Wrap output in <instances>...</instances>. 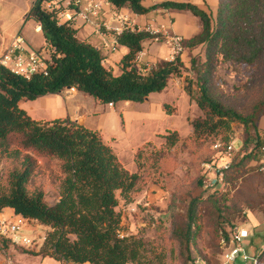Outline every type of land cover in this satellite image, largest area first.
<instances>
[{
  "label": "trees",
  "instance_id": "obj_1",
  "mask_svg": "<svg viewBox=\"0 0 264 264\" xmlns=\"http://www.w3.org/2000/svg\"><path fill=\"white\" fill-rule=\"evenodd\" d=\"M46 1L49 0H35L24 20L41 28L50 51V59L46 60L48 74L26 78L0 65V164L6 160L14 165L6 175L0 169V213L9 208L16 216L49 229L39 253L25 251L31 255L74 264H154L146 258L141 239L121 235L117 194L129 201L140 179L138 172H129L121 164L99 132L67 118L36 121L20 108V103L59 95L68 88L103 105L143 103L150 94L163 92L171 77L180 74L181 55L151 70L138 71L135 58L154 36L145 30L127 28L118 42L128 53L120 62V74L114 75L103 65L102 53L89 42L79 40L70 23H59L55 13L44 6ZM107 1L137 15L166 8L187 11L199 18L201 32L184 41V52L203 48L205 55L204 60L191 59L195 82L184 88L202 111V116L191 122V138L195 142L212 140L211 155L205 161L210 163L217 156L214 144L219 141L226 146L230 141L231 124L244 126V140L225 172L227 183L248 174V164L253 160L264 162V138L258 130L264 116V75L256 103L244 111L226 106L212 84L221 64L236 68L264 65V0H218L216 20L191 3L167 1L146 8L145 0ZM163 138L171 148L179 135L173 132ZM40 158L60 164V197L52 206L45 201L43 187H30L40 168ZM201 182L202 178L198 181L202 188ZM201 204L198 197L191 199L185 221L173 232L187 262L198 233ZM245 218L250 220L249 214ZM230 222L220 223V240L227 243L233 227L239 226L224 228ZM1 244L4 249L14 245L9 239H2ZM256 255L262 261L263 252Z\"/></svg>",
  "mask_w": 264,
  "mask_h": 264
},
{
  "label": "rangeland",
  "instance_id": "obj_2",
  "mask_svg": "<svg viewBox=\"0 0 264 264\" xmlns=\"http://www.w3.org/2000/svg\"><path fill=\"white\" fill-rule=\"evenodd\" d=\"M34 1L0 0V35L10 37L20 30L35 48L34 52L49 60L50 53L45 48L43 37L34 32L32 21L24 20L26 10L30 9ZM6 49L0 51V57ZM109 57L114 63L113 74L119 75L121 52L110 54ZM192 58L204 60L203 48L187 52L180 74L171 77L163 92L152 93L149 102H120L115 105L113 113L111 108L82 94L90 102L77 100V110L86 112L89 118L87 126L100 130L102 140L109 144L121 164L129 172H138L140 176L129 201L122 200L117 194V211L121 220V235L141 239L148 260L154 264H224L225 249L219 230L222 221L230 220L224 228L239 225L246 229L250 234L245 245L247 253L253 256L263 252L264 264V162H250L248 166L251 171L238 181L227 183L224 176L223 184L213 192L203 191L198 186L203 175V165L211 155L212 140L195 142L191 138V122L202 116L200 108L184 91L188 83L195 82L190 66ZM263 75L264 65L236 68L221 64L212 84L226 106L244 111L256 103L262 89ZM193 89L196 86L193 85ZM30 106L34 110H30ZM74 107V103L69 105L73 114L76 111ZM20 108L33 119L50 116L46 115L48 112L42 101L38 102L37 99L21 102ZM94 108L100 110L99 116L94 113L90 115ZM258 130L264 138V116L259 120ZM173 132L178 133L179 140L174 147L169 148L163 137ZM230 139L236 140L239 150L244 140L242 124H231ZM137 152L139 154L135 158ZM38 164L40 168L30 187H43L45 201L52 206L60 197V164L57 160L42 158L38 159ZM13 166L11 161L3 160L0 164L2 174L6 175ZM195 197L202 204L196 227L198 233L191 244L187 262L173 232L176 226L185 221L188 204ZM246 214H249L250 220L245 218ZM28 227L38 228L32 229L35 234L39 233L35 236V243L46 237L49 230L38 222H29ZM35 247L33 245L28 250L33 252ZM14 250L27 255L26 264H57L54 260L42 263V256L31 255L16 245Z\"/></svg>",
  "mask_w": 264,
  "mask_h": 264
},
{
  "label": "crops",
  "instance_id": "obj_3",
  "mask_svg": "<svg viewBox=\"0 0 264 264\" xmlns=\"http://www.w3.org/2000/svg\"><path fill=\"white\" fill-rule=\"evenodd\" d=\"M178 2V3H191L193 5H196L199 9L207 12L208 14H211L216 20V12L218 9V0H145L143 2V5L146 8H152L155 5H159L163 2ZM47 3L44 5H52L54 9H57L59 7H65L66 4L62 0H49L46 1ZM93 2H99L101 4V10L99 12V17L95 19V23L100 24L101 27L98 28L92 24H85L81 20H77L76 23L72 24V27L77 30V38L81 41H87L91 45H93L95 48H97L103 55L104 61L103 65L107 69H113V61L110 59L109 55L121 52V57L123 58L127 53L128 49L124 46H121L118 44L115 46V50L112 51L111 47L114 45V42L116 41V36L114 34V30L118 29L119 27L123 29L131 28L135 29L138 28L140 30H147V29H159L161 28L163 32L166 35H180L183 37L184 41H187L197 34L201 32V23L199 18L191 14L187 11H179L174 9H166V8H156L154 10H151L145 15H137L134 14L130 9L128 8H122L117 9L114 6H112L107 0H80V10H83L86 8L89 4ZM29 10H26L28 13ZM25 18V17H24ZM33 22V21H32ZM34 24V32L40 36H42L41 28L33 22ZM108 26L111 28V31H108L104 28V26ZM88 28V29H87ZM38 29V30H37ZM88 30V31H87ZM16 37H21L26 46L28 52H34L35 48L32 46V44L26 39V37L23 35V33L18 30L14 34H12L10 37H6L3 35H0V51H3L4 49L8 48L16 39ZM43 37V36H42ZM44 39V38H43ZM45 41V40H44ZM45 48L50 53L49 49L47 48V45L45 43ZM187 54V52H184L180 58L184 61V56ZM140 58L137 60L135 58L134 65L135 68L138 71H148L153 68H156L160 63L162 62H171L173 61L171 58V50L168 43L164 40L155 41L151 40L144 44L143 51L140 52ZM138 57V56H136ZM121 58V59H122ZM83 93L77 91L76 89L68 90L66 89L64 92H62L59 95H47L43 96L37 99V101H42V104L45 105L47 112L46 115L50 114L49 118H45L44 116H40L37 118H34V120L39 122H46L49 120L46 119H70L72 121H77L78 123L87 126V123L89 121V118L86 114V112H80L77 110L78 106H76L77 100H85L87 102H90L89 99H86V97H83ZM151 94L148 96L147 100L145 102L150 101ZM71 103H74L76 110L73 113H71L69 109V105ZM62 106V107H61ZM108 108H111L113 113H115V106L110 107L109 105H106ZM99 108V107H98ZM30 110H34L33 106H30ZM94 112H90V115L94 113L95 115L99 116L100 110L96 108L93 109ZM51 117V118H50ZM32 118V117H31ZM33 119V118H32ZM114 121V119H113ZM95 127V126H94ZM93 131L99 132V129H92ZM100 133V132H99ZM105 144L109 145L107 142H104ZM0 218H5L9 220H16L21 217L16 216L14 214V211L12 209L6 208L0 213ZM26 221V226L23 229L22 234L30 237L32 239H37L35 236H37L39 233H34L33 230H38V228H29L28 223L29 222H36V221ZM43 226V225H41ZM44 228H47L44 226ZM26 233H30L32 236H28ZM44 237L39 239V241L36 242V247L34 248V253H39V251L42 249L44 245ZM17 247H21L16 245ZM24 251H30L29 248L22 247ZM5 252L14 260V264H26L25 257L27 256L25 253H19L14 250V245H10L8 249H5ZM39 257V256H37ZM48 260H54L50 257H43L42 263L48 261ZM56 261V260H54ZM4 258L2 254L0 253V264H3ZM57 264H74L72 262H59L56 261Z\"/></svg>",
  "mask_w": 264,
  "mask_h": 264
},
{
  "label": "built area",
  "instance_id": "obj_4",
  "mask_svg": "<svg viewBox=\"0 0 264 264\" xmlns=\"http://www.w3.org/2000/svg\"><path fill=\"white\" fill-rule=\"evenodd\" d=\"M66 6L59 7L56 11L52 5H46V8L55 13L59 23H76L81 20L85 24H92L98 28L100 24L95 23V19L99 17L101 4L93 2L83 10H80V0H62ZM108 31L111 28L104 26ZM38 30V29H37ZM123 28L119 27L114 30L116 41L111 47L115 50V46L119 44L118 37L122 34ZM154 36L155 41L164 40L168 43L171 50L172 60L175 57L184 53V39L180 35H166L161 28L145 30ZM27 46L21 37H16L15 41L3 52L0 57V65L10 70L17 76L30 78L34 75L48 74V63L45 59L40 57L36 52H28ZM140 54V53H139ZM137 55V60L140 55ZM113 107V104H109ZM213 149L217 151L216 159L210 163H204L201 186L203 191L213 192L217 190L224 182L225 172L228 170L235 153L238 151L236 147V140L230 139L226 146L221 142H216ZM26 221L22 218L16 220H9L0 218V253L4 258L3 264H14L12 258L5 252L1 241L2 239H9L14 245L25 248H31L36 245L35 239L27 237L22 234ZM250 237L249 232L241 226L233 227L230 235V242L227 243L222 240V245L225 249L224 264H262V261L255 254L249 255L246 251V243ZM45 241V237L43 238ZM264 251V249H263ZM240 261L239 263H237Z\"/></svg>",
  "mask_w": 264,
  "mask_h": 264
},
{
  "label": "water",
  "instance_id": "obj_5",
  "mask_svg": "<svg viewBox=\"0 0 264 264\" xmlns=\"http://www.w3.org/2000/svg\"><path fill=\"white\" fill-rule=\"evenodd\" d=\"M68 90H71V88H68Z\"/></svg>",
  "mask_w": 264,
  "mask_h": 264
}]
</instances>
